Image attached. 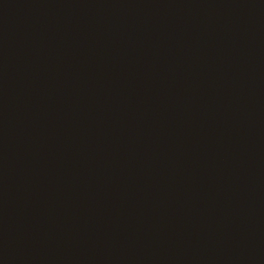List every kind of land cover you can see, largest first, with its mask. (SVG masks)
<instances>
[{
	"label": "water",
	"instance_id": "obj_1",
	"mask_svg": "<svg viewBox=\"0 0 264 264\" xmlns=\"http://www.w3.org/2000/svg\"><path fill=\"white\" fill-rule=\"evenodd\" d=\"M0 264H264V0H0Z\"/></svg>",
	"mask_w": 264,
	"mask_h": 264
}]
</instances>
